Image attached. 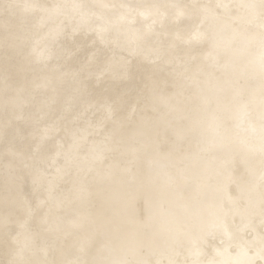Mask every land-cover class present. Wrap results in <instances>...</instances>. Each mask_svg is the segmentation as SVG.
<instances>
[{"label": "bare ground", "instance_id": "obj_1", "mask_svg": "<svg viewBox=\"0 0 264 264\" xmlns=\"http://www.w3.org/2000/svg\"><path fill=\"white\" fill-rule=\"evenodd\" d=\"M17 3L39 8L4 7ZM253 3L0 0V264L122 259L133 235L145 259H166L185 222L228 205L237 184L258 205L264 29L258 9L240 7ZM152 4L186 6L191 18L151 32L145 9L120 7ZM121 14L135 22L117 30ZM206 137L217 139L214 159L200 158Z\"/></svg>", "mask_w": 264, "mask_h": 264}, {"label": "snow or ice", "instance_id": "obj_2", "mask_svg": "<svg viewBox=\"0 0 264 264\" xmlns=\"http://www.w3.org/2000/svg\"><path fill=\"white\" fill-rule=\"evenodd\" d=\"M4 7L7 10L22 9L23 13L27 14L35 11L39 8V5L33 3H17L6 4ZM54 7L60 8L61 6ZM74 7H79V5ZM120 7L129 10L133 8L145 9L140 11L139 15L145 21L152 17L151 24L147 25L151 32L156 31L157 25L161 29H164L168 21L178 23L182 17L188 16V18H191V13L184 11L186 6L179 4L121 5ZM191 7L196 8L199 6L192 5ZM217 7L227 8L228 6L217 5ZM240 7L251 10L253 15L256 14V10L258 9L260 27L264 29V0H259L258 4H244L240 5ZM162 8L175 9V15L171 16L167 11H161ZM206 19L207 16L205 17ZM134 22V19H129L128 15L121 14L118 23L112 27L118 30L120 24ZM203 23L204 21H201V24ZM107 30L109 29H104V31ZM175 38L187 44H204L207 42L203 38V33H198L192 39L185 40L180 32H176ZM260 47L261 52L258 63L261 82L260 154L261 162L264 164V32L261 33ZM37 55L40 59L44 58L42 52H38ZM245 115L250 116L251 112L245 111ZM49 134V130H44L42 138H47ZM201 144V159L216 158L219 145L215 137L203 138ZM174 150L178 155L183 153L182 141L174 145ZM200 178L209 189L212 188L214 182L217 180V177L210 171H205ZM236 187L239 195L234 200H231L228 205L222 202L212 201L207 205V210L202 211L197 216L185 222L182 229V238H177L172 249L173 255H169L166 259H145L144 247L139 239L133 235L124 248V258L122 259H76L65 260L62 264H258V260L264 261V172L261 174L258 205L253 200L251 188L245 187L243 184H237ZM257 215L259 217V229H261L259 232L256 222ZM237 216L240 218V225H237L235 222ZM250 235L252 236L251 239H249ZM209 238L213 241L219 240L218 245H212L211 253H209L207 245ZM185 241H187V247L185 246ZM181 250L187 251V255L183 260L179 258ZM233 254H235V259L232 258ZM11 264H24V262L14 260ZM37 264H47V262H37ZM52 264H55V262H52Z\"/></svg>", "mask_w": 264, "mask_h": 264}]
</instances>
